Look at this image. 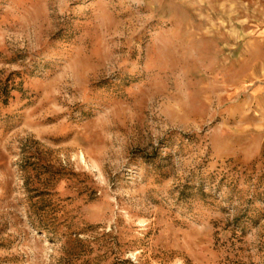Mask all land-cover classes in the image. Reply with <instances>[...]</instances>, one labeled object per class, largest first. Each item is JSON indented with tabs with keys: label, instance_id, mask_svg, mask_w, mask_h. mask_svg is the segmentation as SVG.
I'll list each match as a JSON object with an SVG mask.
<instances>
[{
	"label": "rangeland",
	"instance_id": "obj_1",
	"mask_svg": "<svg viewBox=\"0 0 264 264\" xmlns=\"http://www.w3.org/2000/svg\"><path fill=\"white\" fill-rule=\"evenodd\" d=\"M0 264H264V0H0Z\"/></svg>",
	"mask_w": 264,
	"mask_h": 264
}]
</instances>
